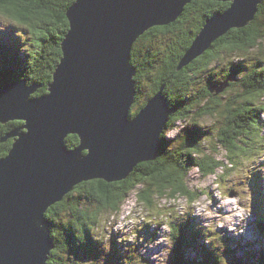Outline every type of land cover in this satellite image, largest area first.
<instances>
[{"label":"water","instance_id":"95a60500","mask_svg":"<svg viewBox=\"0 0 264 264\" xmlns=\"http://www.w3.org/2000/svg\"><path fill=\"white\" fill-rule=\"evenodd\" d=\"M191 1L75 0L49 92L33 97L38 85L23 80L0 89V122H24L2 140L18 137L0 160V264H46L49 206L83 181L124 179L156 160L170 108L162 88L130 117L137 95L131 52L141 35L176 21ZM219 1L232 4L207 20L179 67L249 24L260 3ZM69 134L79 136L78 147L67 146Z\"/></svg>","mask_w":264,"mask_h":264},{"label":"trees","instance_id":"16d2710c","mask_svg":"<svg viewBox=\"0 0 264 264\" xmlns=\"http://www.w3.org/2000/svg\"><path fill=\"white\" fill-rule=\"evenodd\" d=\"M74 1L0 0V15L12 21V28L22 29L18 38L25 46L23 52L28 53L25 58L14 55L23 63L20 68L13 67L14 59L11 66L0 65V88L23 80L30 86L38 85L33 97L49 92L53 72L63 54L61 44L70 26L67 10ZM231 3L219 0H192L176 21L166 26L150 28L135 42L131 54L132 64L137 68V91H142V77H145V72H151L153 76L152 80L147 79L148 89L143 90L146 94L137 92L130 117L138 115L148 99L163 88L173 106L167 129L174 127L176 121L184 120L192 114H196L197 118L192 117L191 124L198 122V126L194 130L192 127H186L183 133L178 134L174 146L163 132L162 145L156 160L138 164L126 179L114 182L92 179L81 182L61 202L50 206L46 217L52 222L55 246L49 253L47 264H78L81 257L88 256L93 259L103 257L106 264H127L131 261L118 262L120 258L127 256L149 264L147 258L136 249L137 245L135 248L132 246L130 252H124L126 243L119 242L112 235L114 238L110 243V251L96 244L94 248L90 246V234L99 226L102 213L119 211L126 195L131 191H136L140 199L150 207L154 206L153 196L167 199L186 197L190 201L197 199V194L189 189L186 181L188 171L196 167L202 170L205 176L215 175L219 164L222 163L212 158L211 154L205 152V146H202L205 135L202 125L199 124L202 118L221 117L219 122L223 126L217 128V143L224 147L226 157L232 161V165L236 163V158L249 156L250 152L258 147L259 142L264 141V121L261 118L262 111L264 113V65L261 61L264 58V0H260L259 10L249 24L241 28H231L185 67L179 69V60L184 57L207 20L215 13L225 11ZM161 37L167 40L166 43H161L162 51L156 52L153 48L157 43L160 44L158 40L160 41ZM11 43L13 41H6L0 45L11 54ZM222 52L243 55L249 63L230 64L224 74V78L229 81L228 87L221 91V88L212 89L221 86L207 68L212 59L222 57ZM158 55L160 56L156 59ZM3 56L7 60L12 57ZM206 76H209V80ZM198 85L201 87L196 89ZM22 124V121L17 120L0 123V160L8 154L13 143L12 137L7 141L2 140ZM207 132H213L212 127L207 129ZM252 140L253 142H250ZM217 143L211 152H216L219 147ZM66 144L69 148L78 147L79 136L69 134ZM251 174L247 183L256 192L253 204L259 217L258 225L262 227L259 231L261 233L264 231V190L261 189L263 181L257 170ZM87 201H90L91 205L87 204ZM82 202H85L84 206ZM174 227V258L173 261L169 260V264L221 263V258H212L211 253H206L203 258H207V261L202 262L185 258L183 249L196 241H191L190 238L187 240L189 234L186 224L176 223ZM147 232L149 236L153 234L149 230ZM72 256L77 260H72ZM70 259L74 262L69 261ZM254 262L264 264V252H260V259Z\"/></svg>","mask_w":264,"mask_h":264},{"label":"rangeland","instance_id":"374dc122","mask_svg":"<svg viewBox=\"0 0 264 264\" xmlns=\"http://www.w3.org/2000/svg\"><path fill=\"white\" fill-rule=\"evenodd\" d=\"M11 24L12 21L0 15V30H6ZM5 34L10 39L9 42L13 41V43L9 44V46L12 47L11 54L10 51L3 49L0 45V65L4 64V66H11L14 59L15 63L13 67L20 68L23 63L20 62L21 60H18L19 57L15 56L25 58L28 55L27 51L23 52V48H25L23 41L18 38L19 32L11 33L6 31ZM28 34L29 32L26 33L27 37ZM23 36H25V34H23ZM161 40H158L160 44L157 43V45L154 46V51H162L160 47L162 45L161 43H166L165 41L167 39L161 37ZM9 54L13 58L11 57L12 59L9 58L7 60L3 55L10 56ZM159 56L160 55H158L156 59ZM221 56L220 59H212L211 63L208 64L209 67L207 68V71H210L213 74L214 79L219 81V85L221 86H215L212 89L219 90L221 88L222 91L227 89L229 83V81L224 78L225 69L230 64H243V62L249 63V61L245 56L233 55L232 52H222ZM195 57L196 56L192 57L189 62ZM261 61L264 65V58H262ZM187 64L182 65L179 69L185 67ZM144 76L145 77H142V91H139V94L144 93V89H148L149 82L147 79L149 81L152 80L153 73L145 72ZM206 79L209 80V76H206ZM26 85L28 86V84ZM200 87L201 86L198 85L196 89H199ZM222 94H224V92H222ZM164 96L171 114L173 112V106H171V102L167 98L166 93H163V97ZM145 101H147V98ZM195 116L196 114H192L184 120L176 121L175 126L168 127V129V121L166 122L163 132L169 139H171V144H173V146L177 142L178 134L181 132L183 133V130L186 127H192V130L197 128L198 122L191 124L193 122L192 117ZM261 118L262 121H264L263 111ZM219 120H221V117L219 116H207L202 118L199 123L202 125V130H204L205 134L202 139V146L203 148L205 146L206 149L205 152L211 154L212 158H215L222 163L219 164L220 167L215 175L205 176L202 170L196 167H192L188 171L186 181L189 189L194 191L195 195L197 194L196 200L190 201L186 197L167 199L153 196L154 199L152 200V204L156 207H150L149 204L140 199V196H138L136 191H131L126 195L119 211H104L102 213L99 226L90 234L92 242L90 246L95 248L96 244L110 251V243L115 237L119 242L123 241L126 243L125 245L123 244V248H125L123 250L124 252H130L132 246L134 247L137 245L138 248L136 249L147 258L149 264H169V260L173 261L174 258L173 251L175 249V243L173 238L175 234L174 230H176L174 226H176V223H182L186 224V227L188 228L189 235L187 236V240L190 238L191 241H196L192 243L191 246L188 245L183 249L185 258L202 262L207 261V258H203L206 253H211L212 258L216 256H218L219 259L221 258L220 264H257V262L254 261L260 259V252H264V231H261V233L259 232L262 227L258 225L257 221L259 220V217L253 204L256 192L251 186H249L247 179L252 175L251 173L256 170L260 171V175L264 179V141L259 142L258 147H255V150L250 152L249 156L246 155L243 156V158H236V163L232 165V161L226 157V150L224 147L217 143L219 142V130L217 132V128L223 126ZM23 125L24 122L21 126ZM19 127L20 126H17L14 130ZM211 127L213 132H207V129ZM262 133L264 134V130H262ZM15 138L18 137L13 138V143ZM250 142H253V140ZM216 143L217 147L218 145L220 147L216 149V152L219 154L211 152V149L214 150V145ZM120 180H113L111 182ZM58 202H55L54 204ZM84 203L85 202H82L83 206ZM87 204L91 205L90 201H87ZM49 208L50 206L47 210ZM46 219L49 220L47 217ZM50 223V235L52 237V222L50 221ZM148 230L153 233L151 236L148 235ZM196 230H198L197 233ZM199 232L200 235H198ZM112 235H114V237ZM52 243L54 248V241H52ZM72 257V260H77L74 256ZM102 258L103 257H94V260L92 256L86 258L81 257L78 264H106L107 262ZM72 260L70 259L69 261ZM118 262H129L127 264H145L144 261L138 259L134 260V258H130L129 256L126 258H120Z\"/></svg>","mask_w":264,"mask_h":264},{"label":"bare ground","instance_id":"6f19581e","mask_svg":"<svg viewBox=\"0 0 264 264\" xmlns=\"http://www.w3.org/2000/svg\"><path fill=\"white\" fill-rule=\"evenodd\" d=\"M232 4V3H231ZM215 41V40H214ZM11 83V82H10ZM37 90V89H36ZM132 111V110H131ZM170 116V115H169ZM1 123V122H0ZM10 138V137H9ZM254 250V249H253Z\"/></svg>","mask_w":264,"mask_h":264}]
</instances>
